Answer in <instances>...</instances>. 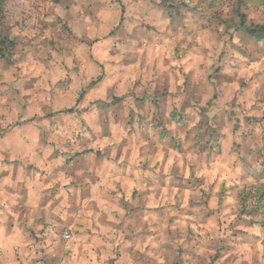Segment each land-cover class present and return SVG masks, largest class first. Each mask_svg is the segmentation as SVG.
<instances>
[{
  "label": "clouds",
  "instance_id": "clouds-1",
  "mask_svg": "<svg viewBox=\"0 0 264 264\" xmlns=\"http://www.w3.org/2000/svg\"><path fill=\"white\" fill-rule=\"evenodd\" d=\"M0 264H264V0H0Z\"/></svg>",
  "mask_w": 264,
  "mask_h": 264
}]
</instances>
